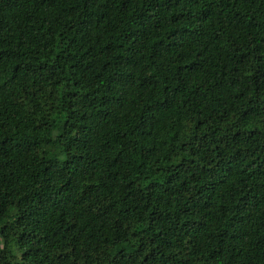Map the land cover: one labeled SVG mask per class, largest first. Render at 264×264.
I'll return each instance as SVG.
<instances>
[{"label": "trees", "instance_id": "1", "mask_svg": "<svg viewBox=\"0 0 264 264\" xmlns=\"http://www.w3.org/2000/svg\"><path fill=\"white\" fill-rule=\"evenodd\" d=\"M0 264H264V0H0Z\"/></svg>", "mask_w": 264, "mask_h": 264}]
</instances>
